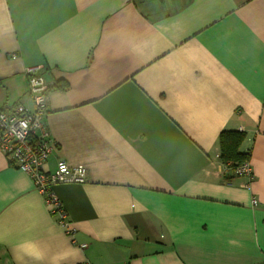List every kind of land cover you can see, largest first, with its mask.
<instances>
[{
	"label": "crops",
	"instance_id": "crops-1",
	"mask_svg": "<svg viewBox=\"0 0 264 264\" xmlns=\"http://www.w3.org/2000/svg\"><path fill=\"white\" fill-rule=\"evenodd\" d=\"M32 65L46 169L88 177L53 187L70 235L0 149V264H264V0H0V108H34ZM227 129L252 179L221 175Z\"/></svg>",
	"mask_w": 264,
	"mask_h": 264
},
{
	"label": "built area",
	"instance_id": "built-area-1",
	"mask_svg": "<svg viewBox=\"0 0 264 264\" xmlns=\"http://www.w3.org/2000/svg\"><path fill=\"white\" fill-rule=\"evenodd\" d=\"M12 58L16 59L18 55L13 53ZM25 75L28 81V94L34 108L30 110L24 104L0 108V149L14 166L33 179L35 188L43 195L52 215L67 233L73 235L75 229L53 187L58 183H85L88 170L85 165L72 166L65 160L58 161L53 170L46 169L51 155L59 147L45 124L49 85L43 65L26 66ZM216 158L220 160V152ZM220 165L222 176L232 171L221 160ZM235 175L249 176L252 179L254 175L251 163L236 167ZM254 204H258V201L254 200Z\"/></svg>",
	"mask_w": 264,
	"mask_h": 264
},
{
	"label": "trees",
	"instance_id": "trees-1",
	"mask_svg": "<svg viewBox=\"0 0 264 264\" xmlns=\"http://www.w3.org/2000/svg\"><path fill=\"white\" fill-rule=\"evenodd\" d=\"M246 136L247 134L244 131L228 129L220 135V160L224 165L228 166V169L232 170L223 175L225 179L235 177V168L250 162V153L241 149Z\"/></svg>",
	"mask_w": 264,
	"mask_h": 264
}]
</instances>
